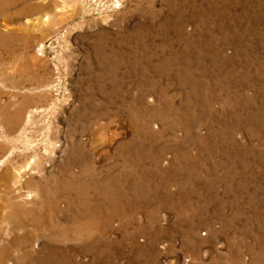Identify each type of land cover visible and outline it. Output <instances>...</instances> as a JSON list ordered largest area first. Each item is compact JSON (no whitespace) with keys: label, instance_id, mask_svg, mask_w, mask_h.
Returning <instances> with one entry per match:
<instances>
[{"label":"rangeland","instance_id":"obj_1","mask_svg":"<svg viewBox=\"0 0 264 264\" xmlns=\"http://www.w3.org/2000/svg\"><path fill=\"white\" fill-rule=\"evenodd\" d=\"M50 1L46 21L0 16V33L28 34L0 38V146L12 167L37 158L33 184L53 191L56 178L58 209L104 206L105 261L59 216L68 264H264V23L190 14L213 0ZM71 144L87 160L67 164ZM133 166L156 176L129 185ZM134 188L141 199H126ZM28 232L25 264H38L49 228Z\"/></svg>","mask_w":264,"mask_h":264},{"label":"bare ground","instance_id":"obj_2","mask_svg":"<svg viewBox=\"0 0 264 264\" xmlns=\"http://www.w3.org/2000/svg\"><path fill=\"white\" fill-rule=\"evenodd\" d=\"M251 1L252 0H213V5L210 4L205 8L193 7V12L190 11V14L199 18L200 21H202L205 16L219 14V16L229 20L239 22L245 21L251 25L250 30L257 31V26L253 25L264 23V0L249 4ZM52 8H54V4L50 0H0V16L8 20L26 17L27 15L43 14V20L46 21L48 18L47 13H50ZM214 11L216 13L213 15ZM180 16L182 15H176V17ZM27 36L28 34L26 35L22 28L0 33V38L5 44L11 47L18 45L24 46L26 38H28ZM20 113V111H16L10 119L13 124L12 126L16 129L20 125ZM12 126H9L10 129H12ZM69 148L70 155L68 156L67 164L76 162L78 158L81 157L87 160V149L83 147H81V149L78 146L73 147L72 144ZM5 152L6 148L0 146V264H25L28 262V253L30 250L28 249V229L33 225L37 229L43 227L49 228V235L47 236L49 242L44 244V249H47L48 253H46L47 255L45 257H41V259L37 260L36 263L68 264L69 254L66 253V251L70 247L65 246L62 252L56 249L60 238V228L58 226L59 216L65 219V225H71V223L76 220V223L79 225V234L77 235L80 245L79 248L84 251H91L96 259L102 258L105 261L109 244L107 245L105 240L106 224H102L104 206L102 204H90L86 200L83 201L84 198L82 202L79 203V206H76L77 202L73 200V202H68L64 210L58 209L57 201L62 189L58 188L56 178L53 179V191H49L43 185L33 184L34 181L26 179L25 171L30 168L31 164H38L37 158H28L27 163L25 162V155L18 154L15 158L18 160L19 164L12 167L10 164L11 160ZM67 164L62 167V171H67ZM51 177H53V175H51ZM35 193L37 196L39 195L38 199L30 200L29 203V195ZM101 195H103L102 191ZM73 209H76L75 212H73ZM67 212L70 213V216L66 215ZM195 215L199 216V214H193V218H195ZM74 216L76 219L73 220V218H75ZM101 224L102 226H100ZM63 228L65 238L69 240V234H73V230L69 228V226ZM255 231H252V234L254 237L258 238L256 242L261 243L260 231ZM204 234L205 233H202V235ZM7 236H10V240L8 241H6V239H8ZM13 251H15L16 254H14ZM61 253L65 256H60Z\"/></svg>","mask_w":264,"mask_h":264},{"label":"crops","instance_id":"obj_3","mask_svg":"<svg viewBox=\"0 0 264 264\" xmlns=\"http://www.w3.org/2000/svg\"><path fill=\"white\" fill-rule=\"evenodd\" d=\"M188 100H190V99H188ZM187 100V101H188ZM139 148V147H138ZM134 151H136L135 149H134ZM139 152H141V150H139ZM145 155V154H144ZM144 155H142V154H140V155H134L133 157H135L136 158V161L138 160V161H140L141 160V158L142 157H145ZM184 156V155H183ZM184 158H185V156H184ZM182 160H187L186 161V163H184V164H186V165H189L190 164V160H188V158L187 159H182ZM202 160L200 159V157H198V159H196L195 160V162H191L192 163V166L193 167H199V165H200V162H201ZM136 166V165H135ZM135 166H133L132 167V178H128L126 181V183L127 184H131V185H134V184H140L139 182H136L135 181V179L134 180H130V179H133L134 177H137V178H139V179H141V177L140 176H142V175H144L145 176V178H147V179H145L146 181L147 180H149V177H151V178H153V177H155L156 175H155V171L154 170H156V168H154L153 166L151 167H143V168H140V167H135ZM205 168V167H204ZM137 169H138V171H137ZM149 169H151V170H149ZM136 170V171H135ZM157 171V170H156ZM171 172H172V170H171ZM134 174V175H133ZM169 180H171V177L170 178H168ZM135 181V182H134ZM135 189L136 188H134V189H131V191H129V193H131L132 194V196H126L125 198L127 199V198H134V200L135 199H141V196L140 195H137L136 194V191H135ZM141 190H143V194H144V192H145V190H147V189H145V187L143 188V189H141ZM138 191V190H137ZM124 192H126V194H127V191H124ZM170 195V194H169Z\"/></svg>","mask_w":264,"mask_h":264}]
</instances>
